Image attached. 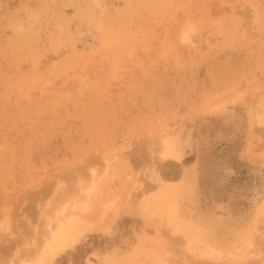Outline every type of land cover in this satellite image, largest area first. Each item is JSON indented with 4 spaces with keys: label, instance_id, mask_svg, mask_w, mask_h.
<instances>
[{
    "label": "rangeland",
    "instance_id": "rangeland-1",
    "mask_svg": "<svg viewBox=\"0 0 264 264\" xmlns=\"http://www.w3.org/2000/svg\"><path fill=\"white\" fill-rule=\"evenodd\" d=\"M217 100L225 109L211 110ZM256 107L264 109V0H0V262L28 248L30 223L39 225L40 209L77 168L105 158L113 165L94 204L121 198L112 220L98 215L48 264H151L155 254L178 264L187 253L174 243L173 215L207 243H258ZM163 129L177 136L187 166L160 163V173L186 188L149 216L139 192L152 183L150 152Z\"/></svg>",
    "mask_w": 264,
    "mask_h": 264
},
{
    "label": "bare ground",
    "instance_id": "bare-ground-1",
    "mask_svg": "<svg viewBox=\"0 0 264 264\" xmlns=\"http://www.w3.org/2000/svg\"><path fill=\"white\" fill-rule=\"evenodd\" d=\"M21 26H23V25H21ZM181 31L182 32L180 33V36H179L180 39L183 42H190L191 38H192V36H191L192 30H189V29L184 30V28H183V30H181ZM177 36H178V34H177ZM104 39H106V38H104ZM175 39H177V37ZM120 45H122V44H120ZM115 48H113V49H115ZM221 103H224V102H221ZM221 103L219 101L214 103L211 106L212 107L211 110L218 111L219 109L220 110L225 109L226 106L224 104H221ZM257 104L258 103H256L255 105H257ZM257 108L261 109L262 107H256V109L254 110L255 112H256ZM263 110L264 109L262 108L261 111L257 110V113L254 112L255 113L254 116L256 115V119H258V123H260L262 126H264V111ZM164 127H166V125ZM171 130L168 129L166 131L165 130L162 131L161 134L159 136H157V138H158L157 145L151 149L150 153L152 154V160L156 161V162L152 163L151 171H150L151 172V174H150L151 178L150 179H151L152 183L150 184L149 182H151V181L149 180V182H148L149 185L147 184L148 186L143 187V188H142V186L145 183V181L142 185H140V183H139V186L142 188V192L139 190L140 191L139 193L142 194V198H143L142 202H141V206L147 212V214H149V216L157 214L161 211L165 212L166 209L171 204V202L174 200L175 196L179 192L183 191L186 188V184H182V186L180 187L179 185H175L174 183H170L169 181H166L164 179L165 177L164 176H163L164 178L162 177L163 174L161 175V173H160L161 170H159V169H161L159 166L160 163H161V165H163V163H165V165H166V163L169 164V162H171L173 160L178 161L179 163L181 162L182 163V165H181L182 169L185 168V166H187L183 162L184 153H183V150L179 144L178 138L175 135V133L172 132ZM142 131H143V129H142ZM143 133H147V131L146 132L144 131ZM150 133L151 132H149V135H150ZM139 136H140V133H139ZM153 142L155 143V141H153ZM117 153L114 157H119V159L121 158L122 160H125L126 153L124 156L119 155L120 152H119V154H117ZM142 157H144V156H142ZM126 158H127V155H126ZM102 160H100V161H102ZM140 160L142 161V159H140ZM88 163L91 164V162H88ZM144 163H145V161H144ZM156 163H158L159 168L157 167ZM90 164H88L89 166L88 165L86 166V163H85V168H81L82 166L80 168H77V169H81V172L79 170H75L76 168H74V170H75L74 174L76 173L75 174L76 176L74 178V183H72V184L70 183L71 186H70V184H68V185L66 184L67 186H64V187L62 186L61 190L58 192V194L55 196V198L51 202V205H49V207H47L48 209L47 208H46V210L40 209L41 210V217H40V223L37 227L34 226L33 222H31V221H30L31 223L29 222L31 224L30 225L31 226V230H30L31 234H30V236L28 235L29 238H27V236L24 238V240H23L24 243L21 240V242L24 244V249H25V246H26V248L27 247L28 248L25 250L17 252L20 254L18 256L16 255L17 256L16 258H14V257L11 258L9 261V264H48L49 262L53 261L59 254L63 253L64 251H66L70 248H73L80 241V239L83 237V235L93 226L94 220L95 219L97 220L96 217L98 215L102 220H104V222H105V219L112 220V218L110 219V217L113 216V212L116 210V208L118 206V202L122 201V200H120L121 198H117L116 196H112L115 198H111V199L107 200L106 199V197L108 196L107 195L105 197L103 196V199L105 198L103 201L100 200L101 198L99 199V201H100V205L98 204L99 206H97L94 203H95V200L98 198V196L100 194H102L101 193L102 192L101 184L104 183L103 182L104 177L107 174H109L108 172L112 168L113 159L105 158L103 163H101V165H100L102 167L93 166L94 165L93 163H92V165H90ZM140 164H141V162L139 163V165ZM149 164H151V162ZM149 164H148V166H149ZM142 166L143 165H141V167ZM143 168H144V166H143ZM85 169H86V171H85ZM142 171H140V172H142ZM137 173L140 174L139 172H137ZM168 174H169V172H168ZM176 174H177V172H176ZM68 175H67V178L70 176V175L69 176ZM135 175L136 174L133 175L130 172L129 177L132 178ZM141 175H143V174H141ZM172 176H173V174H172ZM70 177L72 179V175ZM70 177H69V180H70ZM138 178L140 179L141 177H138V175H137L135 183L138 182V180H139ZM178 178H181V176ZM142 180H143V177H142ZM146 180H147V178H146ZM146 183H147V181H146ZM130 188H131V186H130ZM137 189H139V188H137ZM130 193H132V192H130ZM139 197H141V196H139ZM126 198H129V197H125V199ZM127 200H131V199H127ZM96 202H98V200ZM121 203H123V202H121ZM119 204H120V202H119ZM95 205H96V208L99 209L100 214L98 213V209H96L97 213L93 211L96 214L91 213V210H92L93 206H95ZM260 212H261V220L262 221L261 220H260V222L258 221L260 224L258 223L259 226L257 225L258 229H257V226H256V229H257L258 235L260 234V236L262 237V235L264 234V204L262 205ZM107 216H109V218ZM169 219H170V225L171 226L173 225L172 234L177 236V237H175L177 239L176 240L177 242H174L175 245L179 248L181 247L180 250L183 249L182 251L185 254L186 253L188 254V255L186 254V256L187 257L189 256L188 258L186 257L183 259L181 258L182 257L181 256L180 258L183 262L179 263V261H180L179 260L177 262L178 264H181V263H183V264H194V262H192L193 259H191L192 256H193L192 258H194V257L198 258L197 260H193V261H195L196 264H264V240H263L264 237L262 238L263 241H261L260 240L261 237L259 236L260 241L258 240V243H257V240L255 242V241L248 239L246 242L247 245H246V247L244 246V248L241 245L240 246L237 245V246H234L232 248L227 249L218 243H214V242L213 243H207L204 240L202 234H200L198 231H196L191 225L184 223V222H181L176 215H173ZM102 220H100L101 225L103 224ZM261 222H263V223H261ZM4 223H5V220L1 219L0 220V230L3 229V227L5 225ZM108 223H110V221H108ZM104 225H105V223H104ZM95 226H96V224H95ZM97 229H99V227ZM164 232H165V230H164ZM253 233H255V232H253ZM165 234H167V232ZM20 235L22 236V234H20ZM169 235H171V234H169ZM19 238H20V236H19ZM169 245H170V243H169ZM170 248H172V247H170ZM174 251L169 252V249H168L169 253H174ZM175 253H177V252H175ZM179 253H180V251H179ZM145 256H147V255H145ZM166 256H168V255H166ZM175 256H176V254H175ZM177 256H178V254H177ZM165 259H166V262H167V260L168 261L170 260L169 258L168 259L164 258V257L162 258V255L160 256L158 254H155V256L151 259L152 260L151 264H164ZM188 259H191V261L189 260L187 262ZM194 259H196V258H194ZM173 260H176V258ZM170 261H172V258ZM197 262H199V263H197ZM1 264H3V262Z\"/></svg>",
    "mask_w": 264,
    "mask_h": 264
}]
</instances>
